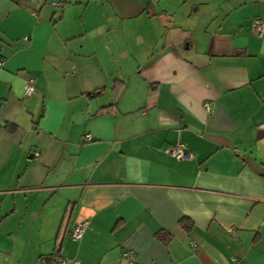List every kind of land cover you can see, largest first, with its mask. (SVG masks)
I'll list each match as a JSON object with an SVG mask.
<instances>
[{
	"label": "crops",
	"instance_id": "1",
	"mask_svg": "<svg viewBox=\"0 0 264 264\" xmlns=\"http://www.w3.org/2000/svg\"><path fill=\"white\" fill-rule=\"evenodd\" d=\"M257 19L264 0H0V264H264Z\"/></svg>",
	"mask_w": 264,
	"mask_h": 264
},
{
	"label": "built area",
	"instance_id": "2",
	"mask_svg": "<svg viewBox=\"0 0 264 264\" xmlns=\"http://www.w3.org/2000/svg\"><path fill=\"white\" fill-rule=\"evenodd\" d=\"M64 5H65V2H52V6H54L56 8L57 7L58 8L64 7ZM253 34L255 36H258V37H262L264 35V22L262 20L257 19L254 22ZM0 65H3V63L0 62ZM36 83H37L36 80L33 78L28 80L27 85H26V89H25V97L29 98L35 94L36 87H37ZM88 138L91 139L90 136H88ZM170 154L172 155V157L176 158L179 161H189V160H192L194 157L193 154L190 153L187 150L186 146L182 143L177 144L174 147H172L170 149ZM37 156H39V154H37ZM88 228H89V221L88 220H83L80 223H78L72 231V239L74 241L81 240L84 237ZM127 256L132 261L135 259V254L132 252H129L127 254ZM54 263L55 264H73V260L70 258L55 257Z\"/></svg>",
	"mask_w": 264,
	"mask_h": 264
},
{
	"label": "trees",
	"instance_id": "3",
	"mask_svg": "<svg viewBox=\"0 0 264 264\" xmlns=\"http://www.w3.org/2000/svg\"><path fill=\"white\" fill-rule=\"evenodd\" d=\"M180 224L187 232L191 233L193 231L194 224L188 218L182 219ZM158 238L167 243L170 239V236H168L167 234H158Z\"/></svg>",
	"mask_w": 264,
	"mask_h": 264
}]
</instances>
